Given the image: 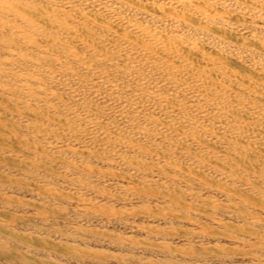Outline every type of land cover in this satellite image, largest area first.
Masks as SVG:
<instances>
[{"label":"bare ground","instance_id":"bare-ground-1","mask_svg":"<svg viewBox=\"0 0 264 264\" xmlns=\"http://www.w3.org/2000/svg\"><path fill=\"white\" fill-rule=\"evenodd\" d=\"M0 264H264V0H0Z\"/></svg>","mask_w":264,"mask_h":264}]
</instances>
